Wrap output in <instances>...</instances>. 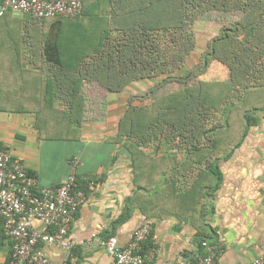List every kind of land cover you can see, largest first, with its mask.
<instances>
[{"label": "crops", "instance_id": "1", "mask_svg": "<svg viewBox=\"0 0 264 264\" xmlns=\"http://www.w3.org/2000/svg\"><path fill=\"white\" fill-rule=\"evenodd\" d=\"M2 4L0 0V146L23 161L39 187L59 186L78 160L77 187L85 198L70 230L75 245L69 264H111L113 255L101 239L114 236L126 246L146 224L151 228L146 241L155 252L147 264L195 261L205 253L203 241L217 251V264H253L264 254V55L263 69L255 72L249 89L233 80L218 58L210 61L206 80L220 82L225 92L237 81L217 120L224 143L206 163L177 174L164 162V144L157 151L143 146L134 156L119 139L118 124L133 90L107 94L99 109L86 106L78 126L65 113L53 112L65 110L62 98L52 105L43 94L49 79L64 70L48 59L46 49L63 44L57 37L62 27L55 30L50 19ZM223 25L215 20L197 24L198 44L205 40L204 48H209ZM180 154L178 162L184 159ZM209 163L220 171L217 180L206 172ZM195 181L189 202L182 193ZM33 226L41 229L43 223L35 220ZM39 245L54 261L65 255L54 244ZM10 252V243H2L0 264Z\"/></svg>", "mask_w": 264, "mask_h": 264}, {"label": "trees", "instance_id": "2", "mask_svg": "<svg viewBox=\"0 0 264 264\" xmlns=\"http://www.w3.org/2000/svg\"><path fill=\"white\" fill-rule=\"evenodd\" d=\"M85 4V21L78 20L82 14L41 18L52 20L53 29L62 27L57 37L63 44H49L46 52L64 73L49 79L47 92L62 98L70 124L81 123L85 85L98 83L107 94L129 88L133 95L145 89L139 101H128L118 124L119 139L134 156L143 146L157 151L164 144V162L177 174L206 163L224 143L217 120L230 88L239 81L249 89L255 72L263 69L264 0H85ZM211 17L224 24L221 33L209 41L200 66H191L189 59L198 48L197 24ZM213 58L227 65L237 80L225 87L226 92L220 82L204 78ZM170 82H176L178 90L161 93ZM59 90L63 96L54 94ZM177 152L184 156L181 162ZM207 171L216 180L220 177L217 165L207 164ZM191 187L182 193L189 202L197 181ZM6 242L11 252L4 264L13 242L0 215V247ZM150 246L145 241L144 250Z\"/></svg>", "mask_w": 264, "mask_h": 264}, {"label": "built area", "instance_id": "3", "mask_svg": "<svg viewBox=\"0 0 264 264\" xmlns=\"http://www.w3.org/2000/svg\"><path fill=\"white\" fill-rule=\"evenodd\" d=\"M85 0H3L2 6L35 18L77 17L84 9ZM75 168L56 187H39L37 178L30 174L23 161L0 147V215L4 218L6 234L12 240V253L7 264H69L75 241L70 237L72 223L83 203L85 194L77 190L78 160ZM35 220L43 223L41 229L33 226ZM151 233L148 224L134 232L133 239L121 246L114 236L102 238L101 244L113 255L111 264H147L155 252L144 250ZM96 236V234H93ZM40 243L62 248V260L50 259ZM205 253L197 260L182 264H217L218 253L203 241ZM253 264H264V254Z\"/></svg>", "mask_w": 264, "mask_h": 264}, {"label": "rangeland", "instance_id": "4", "mask_svg": "<svg viewBox=\"0 0 264 264\" xmlns=\"http://www.w3.org/2000/svg\"><path fill=\"white\" fill-rule=\"evenodd\" d=\"M91 1H93V0H91ZM84 5H86V4H84ZM86 7V6H85ZM85 7H84V10H83V13H82V15L78 18V20L79 21H85V17L87 16V15H85ZM213 15H215L214 13H213ZM229 16L230 15H228V16H225V18H229ZM215 17H216V15H215ZM215 17H211V18H213V20L215 19V20H217ZM236 17V16H235ZM59 26V24L56 26V28H55V30L57 29V27ZM200 34H202L203 35V37L205 36V31H202ZM201 35V36H202ZM205 45H206V42H205V40L204 41H202V42H200L199 44H198V46H199V48L197 49V51H195L192 55H191V57H190V59H189V65H191V66H195L196 65V63H198L199 64V66H200V64H201V62H202V55L204 54V51H206V50H208V47H207V49L206 48H204L205 47ZM200 47H203L202 49H205L204 51L203 50H199L200 49ZM203 51V53H202V55L200 54L201 52ZM199 56H201L200 58H199ZM52 78H53V76H52ZM58 83H60V80H57V84ZM178 88H179V85L176 83V82H170V83H168V84H166L163 88H162V90H161V93H168V92H170V91H175V90H178ZM84 93H85V95H86V103H87V109H89V111H92V110H95V109H99L100 107H102L103 106V103L105 102V101H107V92L104 90V88H102L98 83H92L91 85H85L84 86ZM147 91V90H146ZM145 91V89H143L142 91H139V92H136V94H133V95H130V97L128 98V100H130V99H135L136 101H139V99H140V97H142L143 96V94L146 92ZM54 94H56L57 96H63L64 95V93H62V91H60L59 93L58 92H54ZM43 95H45L46 96V98L50 101V100H52L53 101V104L52 105H55V101H57V100H59V98H61V97H59V98H56V97H54V96H50V94L46 91ZM108 95H109V93H108ZM47 96H49V97H47ZM114 95H111V97H113ZM49 105V104H48ZM53 112H56L57 114H59V115H61V114H63L64 113V109L63 110H52ZM59 112V113H58Z\"/></svg>", "mask_w": 264, "mask_h": 264}]
</instances>
